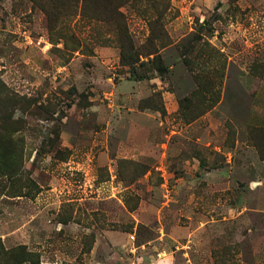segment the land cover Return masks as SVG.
Returning <instances> with one entry per match:
<instances>
[{"label": "rangeland", "instance_id": "rangeland-1", "mask_svg": "<svg viewBox=\"0 0 264 264\" xmlns=\"http://www.w3.org/2000/svg\"><path fill=\"white\" fill-rule=\"evenodd\" d=\"M0 134V264H264V0H0Z\"/></svg>", "mask_w": 264, "mask_h": 264}, {"label": "trees", "instance_id": "trees-1", "mask_svg": "<svg viewBox=\"0 0 264 264\" xmlns=\"http://www.w3.org/2000/svg\"><path fill=\"white\" fill-rule=\"evenodd\" d=\"M117 7V6H116ZM115 7V9H116ZM116 13L121 17V13L117 12ZM114 17L105 15L103 16L104 22H110L112 21ZM122 22V21H121ZM115 33L117 34L116 40L118 43L119 47V63L120 64H126V65H131L135 63H140L141 61L140 56L145 57L146 55L152 54L150 58L147 57L146 61L152 64V67L155 71L158 73H162L164 71V66L161 63V59L159 54L157 53V49L154 47L152 48V51H149L145 54H140V52L137 51L136 48H134L131 39L127 35L126 29L124 25L120 24H115L114 30ZM187 64H191L190 61L186 62ZM4 135L0 134V139L3 140ZM2 147V145H1ZM4 156V155H3Z\"/></svg>", "mask_w": 264, "mask_h": 264}]
</instances>
